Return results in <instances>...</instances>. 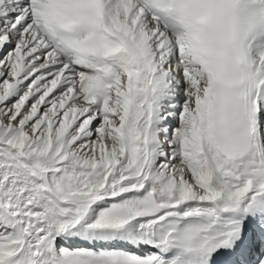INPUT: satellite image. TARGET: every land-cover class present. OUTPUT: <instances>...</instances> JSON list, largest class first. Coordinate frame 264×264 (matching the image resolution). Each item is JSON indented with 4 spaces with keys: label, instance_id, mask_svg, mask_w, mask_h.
I'll return each instance as SVG.
<instances>
[{
    "label": "snow or ice",
    "instance_id": "1",
    "mask_svg": "<svg viewBox=\"0 0 264 264\" xmlns=\"http://www.w3.org/2000/svg\"><path fill=\"white\" fill-rule=\"evenodd\" d=\"M0 264H264V0H0Z\"/></svg>",
    "mask_w": 264,
    "mask_h": 264
}]
</instances>
